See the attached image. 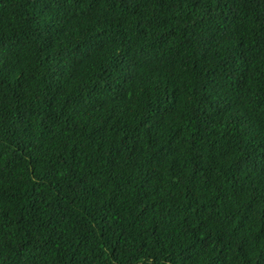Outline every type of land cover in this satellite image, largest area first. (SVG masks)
<instances>
[{
    "label": "trees",
    "instance_id": "16d2710c",
    "mask_svg": "<svg viewBox=\"0 0 264 264\" xmlns=\"http://www.w3.org/2000/svg\"><path fill=\"white\" fill-rule=\"evenodd\" d=\"M0 264H264V0H0Z\"/></svg>",
    "mask_w": 264,
    "mask_h": 264
},
{
    "label": "bare ground",
    "instance_id": "6f19581e",
    "mask_svg": "<svg viewBox=\"0 0 264 264\" xmlns=\"http://www.w3.org/2000/svg\"><path fill=\"white\" fill-rule=\"evenodd\" d=\"M152 48H153V47H152ZM144 65H145V64H144ZM154 65H155V64H154ZM154 65H153V66H154ZM176 67H177V66H176ZM140 68H141V67H140ZM151 70H152V69H151ZM163 72H164V71H163ZM159 77H160V76H159ZM160 78H161V77H160ZM141 83H142V82H141ZM124 92H125V91H124Z\"/></svg>",
    "mask_w": 264,
    "mask_h": 264
}]
</instances>
